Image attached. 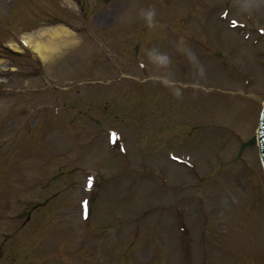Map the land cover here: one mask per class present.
I'll return each instance as SVG.
<instances>
[{"label":"rangeland","instance_id":"rangeland-1","mask_svg":"<svg viewBox=\"0 0 264 264\" xmlns=\"http://www.w3.org/2000/svg\"><path fill=\"white\" fill-rule=\"evenodd\" d=\"M85 1L87 17L70 0H0V68H14L0 83V257L11 256L7 264H264L257 150L221 165L256 130L260 104L248 90L264 93L258 64L264 40L250 46L226 26L243 13L264 27V0H170L168 9L160 7L162 0H115L128 5L117 19L114 2ZM225 3L230 10L220 21ZM50 25L78 36L46 63L10 46L15 33L37 35ZM145 26L137 44L126 40ZM89 31L115 48L111 61L85 38ZM190 38L228 55L253 79L250 88H242L233 72L218 70L214 53L205 55ZM134 55L149 62L151 72L134 70ZM179 65L189 69L176 81L217 91L187 95L181 86L163 90V82L157 88L148 78L162 74L177 83ZM207 73L213 81L204 79ZM29 105L37 109L25 119ZM108 122L120 125L126 154L109 153ZM173 123L187 131L168 132ZM170 152L191 155L197 178L170 162ZM94 176L95 185L86 189L85 180ZM50 195L41 212L39 202ZM90 197L92 210L83 220L79 203ZM28 211L31 220L21 225ZM173 220L186 224L184 240Z\"/></svg>","mask_w":264,"mask_h":264},{"label":"bare ground","instance_id":"bare-ground-1","mask_svg":"<svg viewBox=\"0 0 264 264\" xmlns=\"http://www.w3.org/2000/svg\"><path fill=\"white\" fill-rule=\"evenodd\" d=\"M103 14L104 13L101 15ZM44 32H48L49 35L45 39H42L43 37L40 36L44 34ZM37 33V35L34 33H25L24 37L26 38V42L31 46V49L44 59V63L48 61L47 56H52L54 50L61 49L64 45H68L70 42H76V34L63 26L51 27L48 28L47 31L46 29H40ZM14 47L17 46L15 45Z\"/></svg>","mask_w":264,"mask_h":264},{"label":"water","instance_id":"water-1","mask_svg":"<svg viewBox=\"0 0 264 264\" xmlns=\"http://www.w3.org/2000/svg\"><path fill=\"white\" fill-rule=\"evenodd\" d=\"M255 143V139L254 138H251L250 140H248L247 142L243 143L240 150H239V153L241 152V150L248 146V145H251V144H254Z\"/></svg>","mask_w":264,"mask_h":264}]
</instances>
